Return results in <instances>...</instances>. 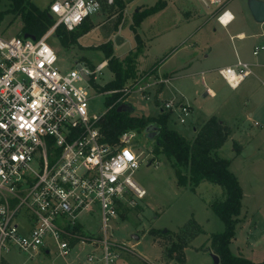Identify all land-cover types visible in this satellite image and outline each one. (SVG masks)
<instances>
[{
    "label": "rangeland",
    "instance_id": "rangeland-1",
    "mask_svg": "<svg viewBox=\"0 0 264 264\" xmlns=\"http://www.w3.org/2000/svg\"><path fill=\"white\" fill-rule=\"evenodd\" d=\"M29 1L39 9L48 8L52 2ZM157 1L115 0L114 3L107 4L100 0L96 5L88 7L89 14L84 23L90 29L74 43L65 46L56 33L50 34L47 42L58 53L60 67L68 69L75 61L86 62L95 67L104 60V53L97 45L109 42L113 54L123 59L136 50V33L141 39L142 48L135 58V75L125 82L132 90L123 99L124 110L132 116H157L166 100H182L191 107L186 122L180 123L176 111L172 110L168 112V125L179 130L185 138H191L193 128H199L203 120L211 115L232 128V134L217 151L220 157L230 160L229 169L236 175L243 192L235 235L229 247L234 255L254 262L262 261L264 65L258 64H264V49L257 55L252 54V49L254 46H264V20H254L248 8V0L229 1L228 7L235 19L226 28L221 27L215 18L206 20L209 11L197 0H167L166 7L142 17L134 25L133 13L153 6ZM10 6L9 0H0V12L3 11L0 34L22 35L21 16L4 12ZM185 11L195 12L197 20H189L183 13ZM79 29L80 27L77 31ZM198 30L199 34L193 36ZM238 31H243L246 37L230 39V34ZM117 36L122 38L118 44L115 42ZM178 48L180 49L176 51ZM190 53L194 55L191 58ZM236 54L249 64L252 73L237 88H231L217 70L229 62L235 63ZM142 56L144 59L140 60ZM158 59L161 63L157 71L149 76L144 75L143 72ZM187 59L193 60L194 67H181ZM176 66L181 69L179 73L182 76L167 79L169 76L165 71ZM203 70L202 80L197 73ZM112 78V72L106 66L100 73H96L95 82L102 86ZM138 86L142 87L141 93ZM207 87L216 96L209 93L205 95ZM89 89V112L100 114L106 111L104 99L109 93L99 91L98 87L96 91L92 86ZM248 113H252L249 118ZM155 128V124L150 123L139 131L132 130L135 134L132 139L133 149L139 154V166L132 178L146 190V195L142 199H136L135 205L124 206L117 218L109 222L107 237L118 244L115 250L117 256L111 264H180L168 258L166 252L177 240V235L181 234L180 228L191 218L195 219L203 231L187 240L183 264H219L212 257V254L218 255L210 246V236L221 231L223 223L210 208V204L215 200H222L224 190L208 181H201L193 189L191 184L178 185L172 159L155 152ZM234 140L241 146L239 153H235L233 149ZM80 221L84 235L104 238L98 210L83 214ZM92 250L93 246L90 244H77L67 256L62 257L54 247L49 252L43 250L35 255L11 249L3 254V261L8 264H87L86 254ZM96 253L99 254V251Z\"/></svg>",
    "mask_w": 264,
    "mask_h": 264
},
{
    "label": "built area",
    "instance_id": "built-area-1",
    "mask_svg": "<svg viewBox=\"0 0 264 264\" xmlns=\"http://www.w3.org/2000/svg\"><path fill=\"white\" fill-rule=\"evenodd\" d=\"M98 1L52 0L54 23L39 37L0 34V264L11 249L35 255L54 247L65 257L77 244L93 246L87 264H111L118 244L107 237L109 222L146 195L132 178L139 166L133 131L122 132L115 143L105 142L98 125L105 111L89 112V88L97 90L96 73L107 61L93 68L75 61L65 69L47 42L59 25L67 31L78 28ZM197 1L222 27L234 20L230 0ZM263 49L254 46L252 54ZM218 73L236 88L251 68L238 59ZM137 89L141 93L142 87ZM121 90L128 94L132 89L124 85ZM160 110H175L185 123L191 108L171 99ZM96 210L103 239L81 232V216Z\"/></svg>",
    "mask_w": 264,
    "mask_h": 264
},
{
    "label": "trees",
    "instance_id": "trees-1",
    "mask_svg": "<svg viewBox=\"0 0 264 264\" xmlns=\"http://www.w3.org/2000/svg\"><path fill=\"white\" fill-rule=\"evenodd\" d=\"M11 6L4 12L19 14L22 18V33H29L35 37L42 35L53 23L54 19L49 13V7L39 9L29 0H9ZM165 5L163 0H158L153 6L144 8L133 13V24L136 25L142 17L160 10ZM3 11L0 12V19ZM83 22L80 27L72 31H67L63 25L57 26L55 33L60 42L65 46H70L77 38L88 31L90 26ZM135 31V30H134ZM137 40L136 50L123 59H119L113 54L109 42L97 45L103 53L104 60L107 61V68L112 72L113 78L102 86L95 84V88L101 92H109L104 99L106 111L99 121V129L103 135V141L115 143L119 135L126 130H141L148 124H155L154 131L155 152L162 153L172 159L176 183L180 186L191 184V189L201 181L219 185L224 190V198L215 200L210 204V208L218 215L223 223V229L211 234L210 246L219 257V264H264V259L254 262L248 258L234 255L230 251L229 244L235 235V224L241 211L242 188L236 175L230 171V160L218 155V149L230 136L232 129L229 125L218 119L215 115L208 117L196 129L192 139H187L178 131L168 126L169 113L160 111L157 116H132L127 110H117L127 97L121 89L125 82L135 73V58L141 52V39L135 33ZM161 60H155L151 66L143 72L144 75L155 73ZM90 65V64H89ZM91 66V65H90ZM92 67V66H91ZM93 68V67H92ZM235 153H239L241 146L237 141L232 143ZM79 229V227H76ZM181 234L177 235V240L167 249L166 255L178 263L185 262L184 248L187 240L194 234L202 233V229L195 221L189 219L181 228ZM1 264H8L2 261Z\"/></svg>",
    "mask_w": 264,
    "mask_h": 264
},
{
    "label": "crops",
    "instance_id": "crops-1",
    "mask_svg": "<svg viewBox=\"0 0 264 264\" xmlns=\"http://www.w3.org/2000/svg\"><path fill=\"white\" fill-rule=\"evenodd\" d=\"M164 2H165V7L167 6V0L165 1V0H163ZM229 8V7H228ZM230 10V9H229ZM231 11V10H230ZM192 11H185V12H183L184 13V15L187 17V18H189V20L190 19H192V21H194L196 18H197V16L198 15H196V13L195 12H193V13H191ZM232 12V11H231ZM233 13V12H232ZM208 19H214V17H212V15L208 12V17H207V19L206 20H208ZM234 19H235V15H234ZM188 20V19H187ZM197 20V19H196ZM232 23V22H231ZM220 25V24H219ZM221 26V25H220ZM222 27V26H221ZM224 28H226V27H224ZM201 29V28H200ZM199 31L200 30H198V31H196L195 33H194V35L193 36H195V35H198L199 34ZM175 33V32H174ZM170 35H172V34H170ZM169 35V36H170ZM160 36H162V35H160ZM159 36V37H160ZM168 36V37H169ZM189 36H191V34L189 35ZM158 37V38H159ZM163 37V36H162ZM161 37V38H162ZM230 39H234V38H239V39H242V38H244V37H246V34L243 32V31H238V32H236L235 34H230ZM161 38H159V39H161ZM191 38V37H190ZM190 40V39H189ZM188 40V41H189ZM192 42V41H191ZM144 47H145V45H144ZM146 49H147V47H146ZM146 49H144V52L143 53H145V51H146ZM180 48H178V49H176V51L177 50H179ZM182 49V48H181ZM175 51V52H176ZM145 55V54H144ZM239 55V54H238ZM237 54H236V61L238 60V59H241L239 56H238ZM191 56H194V55H192L191 53L189 54V57L191 58ZM189 58V59H190ZM121 59V58H120ZM144 58H143V56L141 57V59L140 60H143ZM189 59H187L188 61H186L185 63H183L184 65L183 66H181V67H185V66H188V68H191V67H194V64H193V60H189ZM236 61H235V63H236ZM234 61H232V62H229V63H227L225 66H233L234 64ZM233 64V65H232ZM258 65H264L263 63H259ZM225 66H223V67H225ZM220 68H222V67H219L218 69H220ZM181 71V69L180 68H178V66H176L175 68H173V69H171L170 71H165V72H167L168 73V76L169 77H167V79L169 78V79H171V78H176V77H180V76H182V74H180L179 72ZM218 71V70H217ZM195 72H197V71H195ZM194 72V73H195ZM203 72H205L204 70L203 71H200V73H197V74H199L200 76H201V79L203 78V76H204V74H203ZM164 73V72H163ZM251 73H252V70H251ZM219 74V73H218ZM220 75V74H219ZM249 76V75H248ZM246 78V77H245ZM244 78V79H245ZM223 79V78H222ZM203 80V79H202ZM224 80V79H223ZM243 81H245V80H243ZM242 81V82H243ZM241 82V83H242ZM262 82H264V81H262ZM240 83V84H241ZM239 84V85H240ZM238 85V86H239ZM237 86V87H238ZM236 87V88H237ZM208 88V87H207ZM209 89V91L212 93V96H216L215 95V92L214 91H212L210 88H208ZM206 94H208V91H206L205 92V95ZM180 101H182V100H180ZM190 106V105H189ZM191 108V107H190ZM190 112H191V110H190ZM252 115V113H248V118L250 117ZM206 120V119H205ZM205 120H203V121H205ZM221 121H223V120H221ZM224 122V121H223ZM255 122H257V121H255ZM225 123V122H224ZM258 123V122H257ZM169 126V125H168ZM170 128H173V129H175L176 131H178L179 132V130H177L176 128H174V127H172V126H169ZM232 129V128H231ZM195 131H196V127H194L193 128V135H192V137L191 138H189V140L190 139H192L193 137H194V135H195ZM232 132H233V130H232ZM180 134H181V132H179ZM232 134V133H231ZM181 135H183V134H181ZM199 225V224H198ZM200 228H201V226H200ZM202 229V228H201ZM202 231H203V229H202ZM187 247V246H186ZM185 247V248H186ZM185 248H184V250H185ZM185 252V251H184Z\"/></svg>",
    "mask_w": 264,
    "mask_h": 264
},
{
    "label": "water",
    "instance_id": "water-1",
    "mask_svg": "<svg viewBox=\"0 0 264 264\" xmlns=\"http://www.w3.org/2000/svg\"><path fill=\"white\" fill-rule=\"evenodd\" d=\"M248 8L255 21L262 22L264 20V1L263 0H248ZM23 35L25 37H31V38L35 37L34 35L29 34V33H24ZM121 39L122 38L120 36H117L115 39L116 44H118ZM78 67H79V64H78ZM86 79H88V77H86ZM123 105L124 103L121 104L117 108V110H122ZM212 257L215 263L219 262L218 256H216L215 254H212Z\"/></svg>",
    "mask_w": 264,
    "mask_h": 264
}]
</instances>
